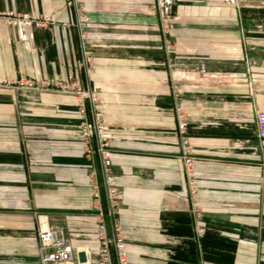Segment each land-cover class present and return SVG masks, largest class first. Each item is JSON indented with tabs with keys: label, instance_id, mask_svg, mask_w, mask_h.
<instances>
[{
	"label": "crops",
	"instance_id": "crops-1",
	"mask_svg": "<svg viewBox=\"0 0 264 264\" xmlns=\"http://www.w3.org/2000/svg\"><path fill=\"white\" fill-rule=\"evenodd\" d=\"M76 3L87 10L86 26ZM20 16L47 23L6 21ZM170 28L171 65L156 0H0V264H41L39 231L49 227L103 264L77 101L41 87L71 73L96 90L113 135L133 264L168 263L178 241L163 224L176 213L192 219L199 264H264V138L256 121L264 110V0H174ZM206 231L207 249L220 245L208 258ZM184 239L180 250L189 253Z\"/></svg>",
	"mask_w": 264,
	"mask_h": 264
},
{
	"label": "built area",
	"instance_id": "built-area-1",
	"mask_svg": "<svg viewBox=\"0 0 264 264\" xmlns=\"http://www.w3.org/2000/svg\"><path fill=\"white\" fill-rule=\"evenodd\" d=\"M164 41V49L168 55L171 52L172 41L169 38V19L173 12L174 0H156ZM78 24L80 27L89 23V16L84 5L76 3ZM14 25H29L36 23L45 26L47 18L30 19L27 17H8L6 20ZM89 36L88 31L82 32L83 41ZM92 56L85 52L84 65L89 67ZM58 85L76 95L77 106L82 116V123L77 136L84 143V154L90 160V187L94 202V217L97 226V238L99 242L98 255L103 264H133L130 259V251L126 236L120 222V207L123 200V192L116 183L113 171L112 133L105 122V111L96 90L84 87L76 78L75 74L68 75L65 81H58ZM179 129L186 131L187 116L180 109L178 112ZM256 121L259 135L264 138V110L256 113ZM182 159L185 162L187 177L191 195L197 198V180L194 170V157L188 145L183 147ZM199 217L198 208L195 209ZM200 234L204 229L199 230ZM41 241L40 263L41 264H92V253L89 249H77L72 238L61 230L42 228L39 231ZM84 260L80 261V253Z\"/></svg>",
	"mask_w": 264,
	"mask_h": 264
},
{
	"label": "trees",
	"instance_id": "trees-1",
	"mask_svg": "<svg viewBox=\"0 0 264 264\" xmlns=\"http://www.w3.org/2000/svg\"><path fill=\"white\" fill-rule=\"evenodd\" d=\"M170 220L163 224L164 232L168 235L176 238L178 245L172 251H170V258L167 264H199L196 253L195 236L192 230V219L190 215L186 213H176L169 216ZM208 232L203 235L201 239L202 250L204 258H208L209 254L213 253V247L220 249L219 244L211 247L208 250L207 236ZM180 236L184 237V242L189 244V253H185L180 250Z\"/></svg>",
	"mask_w": 264,
	"mask_h": 264
},
{
	"label": "rangeland",
	"instance_id": "rangeland-1",
	"mask_svg": "<svg viewBox=\"0 0 264 264\" xmlns=\"http://www.w3.org/2000/svg\"><path fill=\"white\" fill-rule=\"evenodd\" d=\"M172 14H173V12H172ZM169 28H170V19H169ZM175 46H176L175 45V42L172 40L171 52L168 55H166L167 61L170 62V65H171V61L173 59L172 54L175 51ZM169 73H170V93H171V96L173 97V106H174L176 121H177L178 129H179L178 116H177L178 115V112L180 113V102L178 101V99L180 97L179 96V94H180L179 93L180 92V90H179V84L176 81V79L172 78L173 77L172 74H171L172 71H169ZM57 82L58 81H56V82H49V81L44 80V81L41 82V85H42L41 87H44V88H47V89H52V90H55V91H57L59 93H62V94L72 95V96L75 97V100L77 101L76 95L74 93L69 92L68 90H65V88H63L62 86L58 85ZM96 95H97V93H96ZM76 105H77V103H76ZM79 259H80V261L84 260V256H81L80 255Z\"/></svg>",
	"mask_w": 264,
	"mask_h": 264
}]
</instances>
